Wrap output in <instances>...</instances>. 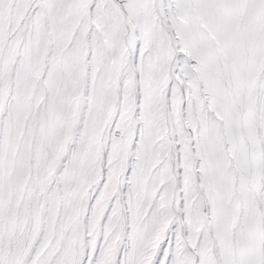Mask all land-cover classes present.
Listing matches in <instances>:
<instances>
[{
  "label": "snow or ice",
  "instance_id": "6c2138e0",
  "mask_svg": "<svg viewBox=\"0 0 264 264\" xmlns=\"http://www.w3.org/2000/svg\"><path fill=\"white\" fill-rule=\"evenodd\" d=\"M0 264H264V0H0Z\"/></svg>",
  "mask_w": 264,
  "mask_h": 264
}]
</instances>
